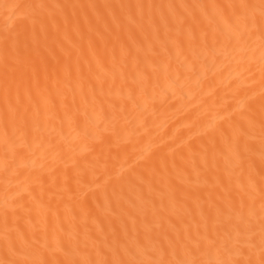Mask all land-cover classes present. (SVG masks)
<instances>
[{
	"label": "bare ground",
	"instance_id": "bare-ground-1",
	"mask_svg": "<svg viewBox=\"0 0 264 264\" xmlns=\"http://www.w3.org/2000/svg\"><path fill=\"white\" fill-rule=\"evenodd\" d=\"M0 264H264V0H0Z\"/></svg>",
	"mask_w": 264,
	"mask_h": 264
}]
</instances>
